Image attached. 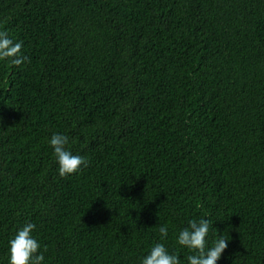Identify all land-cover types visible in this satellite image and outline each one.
I'll return each mask as SVG.
<instances>
[{
	"label": "trees",
	"instance_id": "1",
	"mask_svg": "<svg viewBox=\"0 0 264 264\" xmlns=\"http://www.w3.org/2000/svg\"><path fill=\"white\" fill-rule=\"evenodd\" d=\"M0 31L30 59L0 61V264L27 222L43 264H188L201 218L264 264V0H0Z\"/></svg>",
	"mask_w": 264,
	"mask_h": 264
},
{
	"label": "clouds",
	"instance_id": "2",
	"mask_svg": "<svg viewBox=\"0 0 264 264\" xmlns=\"http://www.w3.org/2000/svg\"><path fill=\"white\" fill-rule=\"evenodd\" d=\"M22 48L23 42H14L6 31H0V61L9 60L17 67L26 61L30 62L29 57L22 54ZM68 144L69 137L63 134H53L50 139L61 177L75 174L82 167L88 166V161L83 156L74 155L68 150ZM35 227L34 223L27 222L9 241V264H43L44 254L39 251L40 244L32 235ZM210 227L211 221L205 218L192 219L188 226L179 232L177 243L193 253L187 256L188 264H217L228 248L229 239L224 234H220L212 246L208 247ZM159 232L162 238H166L168 227L161 225ZM142 264H181V260L177 255L170 254L163 243H156L142 259Z\"/></svg>",
	"mask_w": 264,
	"mask_h": 264
}]
</instances>
